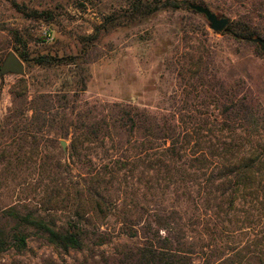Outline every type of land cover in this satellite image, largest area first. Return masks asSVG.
Instances as JSON below:
<instances>
[{"label": "trees", "instance_id": "16d2710c", "mask_svg": "<svg viewBox=\"0 0 264 264\" xmlns=\"http://www.w3.org/2000/svg\"><path fill=\"white\" fill-rule=\"evenodd\" d=\"M205 2L128 0L124 10L112 13L94 32L79 37L77 55L38 54L31 58L20 41L17 56L22 62L43 69L72 68L73 73L63 76L58 89L33 97L27 78H17L10 89L11 107L1 125L3 130L31 145L45 137L52 149L61 140L69 141L67 151L59 153L76 158L88 168L75 189L74 207L61 226L33 212L4 209L0 253L10 249L24 252L28 230L32 229L65 253L82 252L88 243L102 247L114 236L132 241L115 246L111 253L100 252L97 261L90 256L92 264H197L196 256L203 254L205 258L209 253L204 250L207 246L202 244L198 249L190 241L193 227L203 225L207 229L206 218L220 220L224 204L233 210L244 194L254 195L264 205V108L242 80L229 83L210 75L209 100L215 116L197 117L183 102L174 112L113 103L99 119L91 108L79 110V97L90 77L88 52L96 48L101 36L162 10L196 13L190 4L207 8ZM257 7L264 11V0H258ZM48 14L33 11L31 16ZM233 26L241 28L239 39L260 48L251 41L264 39L255 27L236 22L225 30L231 31ZM117 137L125 140L115 141ZM91 151H102L103 156L96 157V163L81 160ZM55 165L61 167V161ZM120 177L137 178L135 183L145 191L141 199L125 192L121 193L124 197L109 193ZM116 189L119 192L120 188ZM168 193L174 194L173 202L162 205L166 199L161 196ZM110 218L114 227L109 225ZM7 222L13 226L7 227ZM215 228H219L216 221ZM230 260L219 257L211 264Z\"/></svg>", "mask_w": 264, "mask_h": 264}, {"label": "rangeland", "instance_id": "374dc122", "mask_svg": "<svg viewBox=\"0 0 264 264\" xmlns=\"http://www.w3.org/2000/svg\"><path fill=\"white\" fill-rule=\"evenodd\" d=\"M205 1L211 12L228 18L229 24L237 22L241 26L248 22L264 36V11L257 10L258 0ZM127 2L0 0V66L8 52L17 56L20 41L31 58L38 54L77 55L79 37L94 32L104 18L124 10ZM33 11L49 14L33 18ZM239 29L233 26L231 31L224 29L216 33L203 15L169 9L110 31L88 52L90 77L79 97V110L91 108L93 116L99 119L113 103L133 105L140 110L174 112L183 102L197 117L215 116L217 112L209 100L211 74L229 83L242 80L264 108V53L239 39ZM23 64L30 97L58 89L63 76L73 73L72 68L53 70ZM19 77H0V225L6 222L2 211L14 207L54 220L61 226L74 207L75 189L81 185L88 165L81 166L76 158L61 155L60 142L52 149L42 137L31 145L3 130L1 125L11 107L10 89ZM117 140L123 143L125 139L117 137ZM65 142L67 148L69 141ZM102 154V151H91L89 155L85 152L87 157L80 158L96 163L95 158ZM57 160L62 164L59 168H55ZM136 179L120 177L109 193L125 192L141 199L145 191L141 184L135 183ZM116 188H120L119 192ZM243 196L233 210L224 204L220 220L213 215L206 218L207 229L203 225L193 227L190 241L198 249L202 244L207 246L204 250L209 253L205 258L203 254L196 256L197 264L206 261L211 264L219 257L232 259L227 264L232 261L264 264V205L252 194ZM161 198L166 199L162 205L171 206L174 194H163ZM6 224L13 226L12 222ZM109 225L115 226L113 218L109 219ZM33 232L28 230L24 252L10 249L0 253V264H85L86 261L92 264L100 252L111 253L115 246L132 242L114 236L111 243L102 247L88 243L82 252L65 253Z\"/></svg>", "mask_w": 264, "mask_h": 264}, {"label": "water", "instance_id": "95a60500", "mask_svg": "<svg viewBox=\"0 0 264 264\" xmlns=\"http://www.w3.org/2000/svg\"><path fill=\"white\" fill-rule=\"evenodd\" d=\"M190 8L198 14H201L205 17L208 22L209 28L216 32L220 33L229 24V19L226 17H219L208 8L200 4H190ZM254 43L260 45L261 50L264 53V39L256 38L251 40ZM4 75H17L23 77L25 75L24 64L12 51L8 52L5 59L0 66V77ZM61 149L66 152V142L64 140L60 141Z\"/></svg>", "mask_w": 264, "mask_h": 264}]
</instances>
